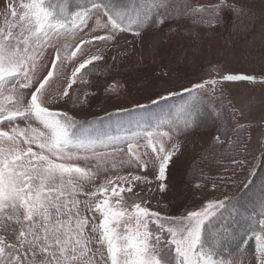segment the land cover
Segmentation results:
<instances>
[{
	"label": "snow or ice",
	"instance_id": "snow-or-ice-1",
	"mask_svg": "<svg viewBox=\"0 0 264 264\" xmlns=\"http://www.w3.org/2000/svg\"><path fill=\"white\" fill-rule=\"evenodd\" d=\"M141 7L142 11L131 15L116 9L113 0H82L74 3L72 10L57 0H20V3L7 0L3 3L5 27H0V229L19 227L16 243H6L5 237L0 235V264H230L223 258L225 254L231 255L230 246L236 244L238 251L248 244L246 239L237 244L235 228L239 221L233 212L243 214L235 210L234 197L225 196L206 203L200 210L171 216L150 209L146 206L148 201H144V205L134 203L131 208L123 203V182L127 181V191L131 192L133 181L151 184L147 176H119L115 183L109 179L95 191L83 189V185L95 179V173L80 166V161H99L114 155L115 144L124 139L134 140L140 134L109 137L104 141L88 140L86 137L90 133L81 122L67 112L49 106L67 102L69 89L77 82L78 74L92 62L104 59L101 55H93L75 67L63 93L48 96L46 104L48 86L60 66V50H56V56L50 61L51 67L42 79L39 78V65L46 51L54 47V41L74 39L77 32L96 17L97 26L108 34L80 40L75 45L77 51L93 41H118L116 33L131 31L133 39L125 44L132 46L133 53L140 51L142 57L147 54L153 61L159 58L163 62V43L152 33L159 31L166 22L192 31L205 23L200 15L203 12L213 13L212 28L223 24L225 11L232 13L234 19L249 14L242 0L237 4L221 3L214 7H195L189 0H160L159 3L144 0ZM101 17L106 18L103 23ZM173 30L170 28L169 32ZM222 79L253 81L255 78L227 74ZM216 84L217 81L211 79L186 91L203 94L207 85ZM26 92H30V96ZM191 111L194 117L191 130H195L199 109L194 104ZM20 122L25 126L21 127ZM162 137L170 138L169 132L153 130L144 135L158 161L155 179L163 196L169 190L168 169L179 145L167 150ZM97 147H112L113 151L99 153ZM128 153L131 158L124 163H132L141 169L147 167L133 143L128 144ZM97 194L103 199L92 204ZM80 195L87 198L83 205L89 215L81 212ZM111 197L116 199L113 201ZM259 203L261 214L255 221L259 230L253 227L249 234L256 240L255 264H264V192ZM96 213L100 216L98 223Z\"/></svg>",
	"mask_w": 264,
	"mask_h": 264
},
{
	"label": "rangeland",
	"instance_id": "rangeland-1",
	"mask_svg": "<svg viewBox=\"0 0 264 264\" xmlns=\"http://www.w3.org/2000/svg\"><path fill=\"white\" fill-rule=\"evenodd\" d=\"M6 2L7 0L0 2V27H5L3 3ZM16 2L20 3V0ZM143 2L144 0H113L116 9L131 15L143 10L141 7ZM156 2L159 3L160 0ZM189 2L195 7H214L221 3L237 4L241 0H189ZM242 2L246 13L249 14L234 19L232 13L225 11L223 24L214 28L210 27L213 16L211 12L201 13L205 23L199 24L192 31H188V27H178L167 22L162 25L159 31L152 35L163 43L161 53L163 62L159 58L153 61V57L147 54L142 57L140 51L133 53L132 46L125 44L126 41L133 39L131 31L116 33L118 41H93L82 45L77 51L75 45L80 40H90L93 35L108 34L97 26L96 17H93L83 30L78 31L74 39L54 41V47L46 51L39 65V78L42 79L43 75L47 74V69L51 67L50 61L56 56V50H60V66L48 86L46 104L48 96L63 93L75 67L93 55H101L104 59L92 62L78 74L77 82L69 89L67 102L61 101L49 106L54 110L67 112L81 122L90 133L86 137L88 140L104 141L109 137L126 138L140 134L134 140L124 139L115 144L117 151L114 155H108L99 161L96 159L80 161V166L87 167L95 173V179L83 185L85 192L95 191L100 184L106 183L109 179L115 183V178L119 176L129 178L131 175L147 176L152 183L133 181L131 192L127 191V181L123 182L125 189L121 192L123 203L131 208L134 203L144 205V201H148L146 206L154 211L181 216L186 215L188 211L200 210L206 203L218 199L219 194L215 196L216 191H226L225 196L230 192L233 197L239 187L247 184L264 148V0ZM104 19L106 18L101 17V23ZM170 28L174 30L169 32ZM73 52H76V55H73ZM227 74L250 75L255 79L223 80L222 77ZM211 79H215L216 85L218 87L221 85L226 90L227 97L238 112L239 120L248 128L249 140L243 149L242 170L235 180L226 182L220 190L217 188L211 190L212 186H208V183L214 181V177L206 178L204 171L200 172L203 175L201 182L191 181L190 183L195 185L186 186L185 177L189 173L192 161L198 152L207 148L213 137L206 131L185 136L169 133L170 138L162 137V143L167 150H171L173 145H179V150L168 169L169 190L162 196L155 179L158 161L144 135L147 131L153 130L168 132V128L157 126L165 122L175 127L174 118H178L175 123L180 124L182 121L180 118L184 117L186 110H191L194 104L201 110L204 107L201 100L203 97L198 92L190 94L186 89ZM211 86L207 85L202 91L209 92ZM216 90V93H221L225 98L219 89ZM26 95L30 96V92H26ZM171 96L173 97L168 100L167 106L166 103L158 102L161 97L166 101ZM223 98L218 94V104L222 107L225 104ZM20 126H25L24 122H20ZM129 143H133L140 159L147 162L146 168L141 169L132 163H124L131 158L128 153ZM96 150L99 153L113 151L112 147H97ZM117 190H120L119 185ZM78 199L82 202V214L89 215L83 205L87 198L80 195ZM98 199L102 200L103 197L97 194L91 203L95 204ZM111 199L114 201L116 198ZM260 214L261 207L257 201L254 216L238 220L239 224L235 228L237 244H241L244 239L248 240V244L238 251L236 244L230 246L231 255L225 254L223 257L230 264H255L256 240L255 236L249 233L253 227L259 230V225L255 221L259 220ZM250 217L253 219H249ZM99 219V213H96V223ZM18 227L6 231L0 229V235L5 237L6 243H16ZM7 252L6 249V254Z\"/></svg>",
	"mask_w": 264,
	"mask_h": 264
},
{
	"label": "trees",
	"instance_id": "trees-1",
	"mask_svg": "<svg viewBox=\"0 0 264 264\" xmlns=\"http://www.w3.org/2000/svg\"><path fill=\"white\" fill-rule=\"evenodd\" d=\"M81 1L57 0L59 3H66L69 6V10H72L74 3ZM216 89H219L226 99L222 97L221 93H216ZM202 93L200 95L203 97L201 100L204 107L198 111L196 117L198 119V127L195 130H191L194 120L191 110H186V115L179 117L182 120L180 124L175 123L178 118H174L175 127L170 126V123L166 124L164 122L158 128L166 127L168 132L175 136H185L202 131L210 133L213 137L211 143L195 156L188 169L189 173L186 174L185 181L186 186L195 185L190 183L191 181L194 183L201 182L203 175L200 172L204 171L206 178L214 177V181L208 183V186H212L211 190L212 188L220 190L222 186H225L226 182L235 180L242 170L243 149L249 140L248 128L245 123L239 120L238 112L232 106L226 90L221 85L220 87L217 85L211 86L209 87V92L202 91ZM218 94L224 100L225 104L223 107L218 104ZM210 101L214 103H210ZM158 102L166 103L164 99H159ZM177 132L180 134L177 135ZM261 153L258 163H256L250 174L249 181L245 184L247 186L239 187L237 193L233 196L235 210L243 214L241 216L237 215L236 211L233 212V216L237 221L245 220L247 216H254L257 201L260 202L261 193L264 192V148ZM235 161L240 163H234ZM214 184L215 187L213 186ZM217 194H219L218 199H224L226 191H216L215 196ZM227 196H231L230 192ZM256 199L257 201L255 202Z\"/></svg>",
	"mask_w": 264,
	"mask_h": 264
}]
</instances>
